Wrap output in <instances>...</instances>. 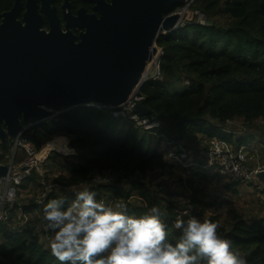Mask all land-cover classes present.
I'll list each match as a JSON object with an SVG mask.
<instances>
[{"label": "trees", "instance_id": "obj_1", "mask_svg": "<svg viewBox=\"0 0 264 264\" xmlns=\"http://www.w3.org/2000/svg\"><path fill=\"white\" fill-rule=\"evenodd\" d=\"M62 1L56 0V4ZM71 1L75 8L87 3ZM14 2L0 0V21ZM193 9L205 13L211 24L190 23L161 34L156 41L163 50L161 75L141 90L143 103L153 110L148 117L158 126L144 131L131 119L115 117L109 109L82 105L64 112L58 122L41 123L25 134L39 150L58 136L70 140L69 147L77 154L66 156L65 164L54 161L52 168L44 163L47 181L79 187L66 192L67 197L74 200L76 192L87 188L96 192L98 201L105 197L107 205L122 201L128 214L137 217L156 206L171 242L180 235L174 228L177 219H200L202 212L196 208L185 211L183 205L161 196L160 190L139 176L172 168L176 163L170 151L189 135L219 137L237 150L247 149L254 136L245 134L235 139L226 129L228 122L243 119L252 125L264 118V0H196ZM177 83L186 85L175 90ZM196 173L207 177L203 173L208 172L199 168ZM98 177L110 180L96 182ZM41 180L32 170L19 190V204L7 221H0V264H60L51 254L47 239L51 232L43 228L46 222L42 219L44 205L60 199L59 190L53 191L43 205L36 204L43 187ZM23 190H29L32 197L20 200ZM67 197L65 207L71 203ZM192 202L201 200L193 196ZM20 207L30 216L26 225L18 219ZM212 222L219 224L216 219ZM218 234L231 240L233 250L248 264H264V218L239 217L230 229L219 224Z\"/></svg>", "mask_w": 264, "mask_h": 264}, {"label": "water", "instance_id": "obj_2", "mask_svg": "<svg viewBox=\"0 0 264 264\" xmlns=\"http://www.w3.org/2000/svg\"><path fill=\"white\" fill-rule=\"evenodd\" d=\"M101 16L54 0H15L0 21V141L27 133L53 110L100 104L121 108L157 55L158 37L181 18L185 0H90ZM24 8V10H23ZM45 20L49 30L44 28ZM76 31L79 33L77 34ZM134 114L151 116L143 102ZM27 126V124H30ZM26 126V127H24ZM1 158V155H0ZM0 165V175L8 171ZM264 180V170L259 173Z\"/></svg>", "mask_w": 264, "mask_h": 264}, {"label": "clouds", "instance_id": "obj_3", "mask_svg": "<svg viewBox=\"0 0 264 264\" xmlns=\"http://www.w3.org/2000/svg\"><path fill=\"white\" fill-rule=\"evenodd\" d=\"M96 196L85 188L67 207L64 198L44 205L42 219L54 233L51 254L60 264H248L218 234V223L177 219L180 235L171 242L158 207L137 217L122 201L111 206Z\"/></svg>", "mask_w": 264, "mask_h": 264}, {"label": "rangeland", "instance_id": "obj_4", "mask_svg": "<svg viewBox=\"0 0 264 264\" xmlns=\"http://www.w3.org/2000/svg\"><path fill=\"white\" fill-rule=\"evenodd\" d=\"M185 17L188 19L189 16L186 15ZM197 19L198 16H194L191 21ZM205 23H207L206 25L211 24L208 17L205 18ZM151 73L154 75L155 69L151 70ZM177 84L175 90H181V87L186 85L185 83ZM123 117L128 119V117ZM134 122L139 124L138 121ZM142 125L144 131L155 127L149 123ZM226 129L233 137L236 136L235 139L249 134L254 136V140L249 146H245L247 149L242 148L240 150H237L234 145L227 141L228 148L222 150V153H215V156L211 150L210 142L214 137L208 139L206 136L189 135L180 144L174 146L175 150L170 151L172 153H175L176 149L187 151L191 160H182L187 167L172 157L176 163L172 168L163 172H149L144 176H139L138 179L151 184L154 190H160L161 196L169 197L176 203L183 205L186 208L185 211L189 212L193 208L198 209L202 212L201 220L213 221L216 219L220 225L227 229H230L239 217L249 220L264 218V180L255 175L257 170L264 169V118L255 120L252 125H247L243 119L230 121ZM48 142L42 148L44 151L47 153L59 151L52 152L46 160L45 163L50 165L49 167L54 161L65 164V157L73 155V149L70 148L71 146L69 147L67 137L58 136ZM1 149L4 154L2 157L13 155L14 140L9 139L6 147H1ZM237 152L244 156L243 160H236ZM211 158H213L212 166L206 164ZM55 167L57 168V163H55ZM199 168L208 172L203 173L207 177H201L198 173L195 174ZM51 171L50 176L52 178L54 173L57 174V169L54 173ZM128 186L126 183L125 187L128 188ZM30 191L23 190V196L20 197V200L23 197H32ZM65 193L66 190H60L59 197H67ZM193 196L200 199L201 203L194 204L192 202ZM67 198V200L72 201L70 196ZM53 236L54 233H51L47 239L51 241Z\"/></svg>", "mask_w": 264, "mask_h": 264}, {"label": "built area", "instance_id": "obj_5", "mask_svg": "<svg viewBox=\"0 0 264 264\" xmlns=\"http://www.w3.org/2000/svg\"><path fill=\"white\" fill-rule=\"evenodd\" d=\"M196 2V0H185V3L183 5H180L178 8H176L173 11L174 13L180 14L181 18L179 20L178 25L176 26L175 30H178L179 28L185 27L186 25L190 23H197L200 25H206L205 23V18L207 19L206 15L199 11V10H194L193 5ZM191 10V11H190ZM186 15H188V19H186ZM194 16H198V19L196 21H191V19ZM172 32V31H169ZM168 32H165L166 34ZM155 45L158 49L157 55L154 56L153 60L150 62L147 71L143 75L141 82L139 85L135 88L134 93L126 105L122 106L121 108H106L105 106H102L100 104H86L84 106L86 107H94V108H99V109H109L111 110L112 114L115 117H128V119H131L133 121H138L140 126H143L142 124L144 123H149L153 126H158V123H154L150 120L148 116H140L139 114H134L131 110V108L138 102H143L145 97L142 94L141 90L143 86L150 80H157L160 75H161V67H160V58L163 55V50L158 47L157 43L155 42ZM155 69V74L151 75V70ZM72 109V108H71ZM70 110L69 108H63V109H56L53 110L52 115L43 120L42 123L44 122H58L60 120V116L64 113ZM124 118V117H123ZM142 123V124H141ZM31 125L27 124V126ZM26 127V126H24ZM154 128V127H153ZM151 129V128H148ZM26 133H20L16 139H14V153L13 155L10 154V157L8 155L2 157L3 148L1 141H0V165H7L8 171L5 175H0V221H7L9 219V214L13 207L16 204H19V190L24 183V181L30 176V173L32 170H36L38 174L41 176L42 180L41 183L43 185L42 188H40L39 195L37 196L36 204L38 205H43L47 199V197L53 193L55 190H66V192L73 190H77L79 187H63L57 182H49L46 179V170L44 168V163L52 152H59V151H51L46 155L44 159L40 158V152L42 150H39L34 142L25 135ZM56 138V137H55ZM219 137H214L211 139V150L215 153H222V150H225L228 148L229 144L227 140L225 139H216ZM49 143V142H48ZM69 143V141H68ZM48 145V144H47ZM70 146V144H69ZM5 148V147H4ZM243 148V147H242ZM241 148V149H242ZM244 149V148H243ZM177 152V153H176ZM175 153H170V157H175L180 161L184 167H187L184 165L182 160H188L190 161L191 159L189 158V154L185 150L181 151H176ZM239 152V151H238ZM236 155V160L241 161L244 159V156L242 154ZM61 153V152H60ZM73 154H77L75 149H73ZM175 154V155H173ZM216 156V154H215ZM190 159V160H189ZM199 164V163H198ZM210 166L213 164V158L210 159L208 163H206ZM205 164V165H206ZM206 169V167L204 166ZM229 170V169H228ZM264 169L257 170L255 175L258 176V174L263 171ZM217 174V173H214ZM101 179L100 177L96 178V182H107L110 179ZM101 201H104L105 204L107 203V199L104 197L101 199ZM18 219L20 220L21 225H26L27 222L30 219V216L24 212V207H20L18 211ZM46 225V224H45ZM43 225V228L46 231H50L46 228V226ZM51 232V231H50ZM53 234V232H51Z\"/></svg>", "mask_w": 264, "mask_h": 264}, {"label": "flooded vegetation", "instance_id": "obj_6", "mask_svg": "<svg viewBox=\"0 0 264 264\" xmlns=\"http://www.w3.org/2000/svg\"><path fill=\"white\" fill-rule=\"evenodd\" d=\"M24 1V3L26 2V0H23ZM108 3H111L112 2V0H106ZM64 2H65V0H63L62 2H61V4H59V5H57L56 4V0H54V2H53V5H56L57 6V8H58V10H59V15H60V17H61V24H62V27L64 28V26H65V21H64V19H63V9H62V5L64 4ZM70 3H71V11L73 12V14H76L77 13V11L80 9V8H85L86 10H87V12L89 13V14H96L98 17H100L101 16V14H100V12L99 11H97V10H95V3L94 2H92V1H90V0H87V3H86V5L84 6H79L78 8H75V6H74V2H72L71 0H70ZM23 10H24V8H23ZM44 28L46 29V30H49V24H48V22L45 20V22H44ZM64 30H65V28H64ZM76 33L78 34L79 32L78 31H76Z\"/></svg>", "mask_w": 264, "mask_h": 264}, {"label": "bare ground", "instance_id": "obj_7", "mask_svg": "<svg viewBox=\"0 0 264 264\" xmlns=\"http://www.w3.org/2000/svg\"><path fill=\"white\" fill-rule=\"evenodd\" d=\"M47 154H48V153L42 149V151L40 152V158H41V159H44V158L46 157Z\"/></svg>", "mask_w": 264, "mask_h": 264}, {"label": "crops", "instance_id": "obj_8", "mask_svg": "<svg viewBox=\"0 0 264 264\" xmlns=\"http://www.w3.org/2000/svg\"><path fill=\"white\" fill-rule=\"evenodd\" d=\"M68 141H69V144H70V140L68 139Z\"/></svg>", "mask_w": 264, "mask_h": 264}]
</instances>
